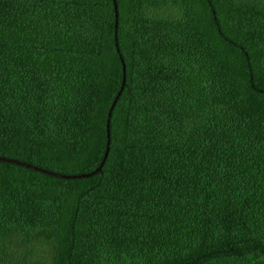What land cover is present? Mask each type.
Returning a JSON list of instances; mask_svg holds the SVG:
<instances>
[{
  "label": "trees",
  "instance_id": "16d2710c",
  "mask_svg": "<svg viewBox=\"0 0 264 264\" xmlns=\"http://www.w3.org/2000/svg\"><path fill=\"white\" fill-rule=\"evenodd\" d=\"M0 157V264H264V0H0Z\"/></svg>",
  "mask_w": 264,
  "mask_h": 264
},
{
  "label": "water",
  "instance_id": "95a60500",
  "mask_svg": "<svg viewBox=\"0 0 264 264\" xmlns=\"http://www.w3.org/2000/svg\"><path fill=\"white\" fill-rule=\"evenodd\" d=\"M124 67H125V73H126V64H124ZM126 84V75H125V78H124V85ZM124 87V86H123ZM119 97V96H118ZM118 97H117V99L115 100V102H114V105H113V107H112V109H111V111H110V118H111V114H112V111H113V108H114V106H115V104H116V102H117V100H118ZM108 119V130H109V138H110V121H111V119ZM109 143H110V141H109ZM109 150H110V147H108V149H107V153H106V156H105V159L103 160V162H102V164L100 165V167L97 169V170H95L94 172H92V173H88V174H80V175H63V174H60V173H54V172H52V171H49V170H46V169H43V168H40V167H37V166H33V165H31V164H27V163H23V162H21V161H19V160H14V159H10V158H6V157H0V160H3V161H13V162H16V163H19V164H22V165H27V166H29V167H35L36 169H39V170H42V171H44V172H47V173H50V174H54V175H57V176H59V177H64V178H80V177H89V176H92V175H94L95 173H98V172H101L102 171V169H103V166H104V164H105V161H106V157L108 156V154H109Z\"/></svg>",
  "mask_w": 264,
  "mask_h": 264
}]
</instances>
